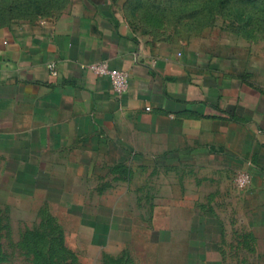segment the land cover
I'll return each mask as SVG.
<instances>
[{
    "label": "crops",
    "instance_id": "0c3cea01",
    "mask_svg": "<svg viewBox=\"0 0 264 264\" xmlns=\"http://www.w3.org/2000/svg\"><path fill=\"white\" fill-rule=\"evenodd\" d=\"M134 1L72 0L0 26V170L59 203L51 193L76 196L116 164L174 162L214 188V218L264 228V41L220 25L154 38L130 24ZM101 61L128 73L125 93L86 67ZM238 170L250 173L245 191ZM193 203L155 196L148 243L172 242Z\"/></svg>",
    "mask_w": 264,
    "mask_h": 264
},
{
    "label": "rangeland",
    "instance_id": "374dc122",
    "mask_svg": "<svg viewBox=\"0 0 264 264\" xmlns=\"http://www.w3.org/2000/svg\"><path fill=\"white\" fill-rule=\"evenodd\" d=\"M71 1L0 0V26L57 14ZM128 8L130 24L154 38L220 25L264 41V0H135ZM197 180L174 162L119 163L102 185L78 188L76 196L54 191L61 202L52 203L0 170V264H264V228L214 218V188ZM176 191L195 200L196 216L181 220L172 242L148 243L153 198Z\"/></svg>",
    "mask_w": 264,
    "mask_h": 264
},
{
    "label": "built area",
    "instance_id": "2783aa9c",
    "mask_svg": "<svg viewBox=\"0 0 264 264\" xmlns=\"http://www.w3.org/2000/svg\"><path fill=\"white\" fill-rule=\"evenodd\" d=\"M48 68L51 71L52 75H56L57 71L55 68V64L50 62L47 64ZM91 72L107 76L111 83L113 90L118 95H122L128 89V73L125 70L117 69V68H110L105 61L101 62H93L86 66ZM251 176L250 173L246 170L239 171L236 176L234 183L236 187L240 189H245L250 185Z\"/></svg>",
    "mask_w": 264,
    "mask_h": 264
}]
</instances>
